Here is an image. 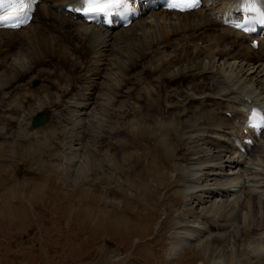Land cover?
<instances>
[{"label":"rangeland","instance_id":"rangeland-1","mask_svg":"<svg viewBox=\"0 0 264 264\" xmlns=\"http://www.w3.org/2000/svg\"><path fill=\"white\" fill-rule=\"evenodd\" d=\"M149 13L143 22L149 21ZM39 24L56 33L59 21ZM43 33L52 44H41L39 37L43 48L37 49L31 42L28 54L24 46L11 40L6 41L11 45L0 46V56L11 54L14 63L10 68L0 66V100L11 106L19 102L13 110L6 111L7 105L0 109V264H249L252 257H260L264 242L261 245L256 238L262 235L264 207L261 211L254 208L252 213L247 207H238L239 193L223 204L236 211L230 214L235 215L231 221L226 220L227 226L221 225L226 230L213 227L197 239L186 238L190 244L185 250L176 258L168 254L170 246L179 243L173 232L189 223L200 207L219 202L207 199L196 205L183 192L182 155L190 145H179L176 133L186 117L183 107L190 102L173 98L172 87L162 88V76L173 72L164 69V63L169 62L165 55L163 59L142 57L132 72L126 71V83L130 84L120 88H129L128 94L116 102L113 93L120 90L117 83L125 71L112 68L107 80L93 78L101 83L89 107L96 118L88 127L75 131L76 140H68L71 129L75 130L71 124L60 130L62 118L51 117L45 126L31 127L37 112L63 108L56 105L63 90L81 88L73 58L51 51L57 47ZM126 41L131 44L130 39ZM135 44L120 49L125 52L122 65L132 58ZM80 55L85 60L86 52ZM158 65L163 71H155ZM15 70L20 72L14 74ZM34 80H38L36 86H32ZM112 107L119 110L118 119L101 123ZM97 134L104 137L99 140ZM70 140H74L76 151L64 148ZM69 157L75 158L69 163L72 167L62 168ZM83 157L93 159L88 167ZM260 163L264 165V159ZM186 202L194 203L193 212ZM212 211L219 218L229 214L225 209ZM250 214L257 216L252 219L254 225L251 220L252 227H247L244 218ZM204 224L208 223L199 221V225ZM261 239L264 241L263 236Z\"/></svg>","mask_w":264,"mask_h":264},{"label":"bare ground","instance_id":"bare-ground-1","mask_svg":"<svg viewBox=\"0 0 264 264\" xmlns=\"http://www.w3.org/2000/svg\"><path fill=\"white\" fill-rule=\"evenodd\" d=\"M40 3L42 4H37V9L28 26L18 31L0 30V46L11 45L6 42L11 40L13 44L18 43L20 47L24 46L28 50L26 52L28 54L31 42L38 47L37 49L43 48L37 39L42 37L45 32V36L51 37L57 47L51 51L59 50L65 58L67 56L73 58L81 88L62 91V97L56 105L63 108L58 112H54L51 107L45 110L48 111L49 117L62 118L59 122L60 130L61 128L64 130L67 124H71L75 128V130L71 129L68 140L75 139V131L88 127L91 120L96 118L89 107L98 96L97 91L100 90L101 83L99 85L93 78L107 80L110 77L109 75L107 77V74L112 68L129 72L138 65L139 59L144 56L165 55V58L168 57L169 62L165 61L164 69H172L173 72L171 75H161L166 84L162 82V88L172 87L170 94L173 98L176 100L186 98L190 102L189 105L183 107L186 117L176 133L179 145H190V148L183 149L184 154L182 155L185 159L183 192L186 197L193 199L196 205H203L209 201L207 199L219 202V205L215 202L200 207L198 212L190 216L189 223L182 225L180 231L173 232V235L179 239V243L178 246H170L168 254L171 257H177L179 252L189 246L190 242H187L186 238L197 239L201 232L206 231L207 233L214 228L227 229L222 226H227L226 220L231 221L234 218L235 215H230L232 212L236 213L228 205L224 208L223 204L229 197L239 193L238 207H247L250 213L254 208H257L258 211L262 210L264 207V165L260 161L264 159V130L257 138L254 130L245 124L248 107L261 109L264 116V39L257 38L259 40L258 47L254 49L250 46L252 36L243 34L226 23L236 4H238V11L243 9V0H204L200 9L184 13L164 10L151 12L148 22L145 20L143 22L138 17L131 25L122 28L120 33H114L112 29H104L103 32L100 31L101 28L89 26L83 22L77 24L74 20L77 18L75 14L77 12L74 9L78 6V0H40ZM65 12H68L69 16H64ZM41 17H44L45 20H59L56 33L48 32L46 27L39 24ZM145 18L147 19V17ZM34 22L36 24L33 26ZM22 32L23 34L20 35ZM128 32L131 33L130 36H124V33L128 34ZM6 35H8V39L5 38ZM3 38L5 39L3 40ZM136 38H139L140 41L137 42ZM39 39H41V44H52L45 37ZM129 39L130 45L126 41ZM134 41L137 44V49L133 50L132 58L122 65L125 52H121L120 49L131 47ZM72 45L83 49L76 50ZM166 47L169 48L167 52ZM83 51L86 52L85 60H82L80 55ZM129 51L131 52V50ZM173 52L174 55H172ZM79 59L81 60L79 61ZM185 63L187 66L183 67ZM13 64L12 55L3 52L0 56V66L10 68ZM160 65L156 66V69L154 68L156 72L163 71L160 69ZM15 66L17 65L15 64ZM177 66L181 67V70ZM149 70H152L151 67ZM126 71L123 72L120 83H117V88L120 90L113 93L115 96H112L113 102L118 101L119 96L126 97L128 94L129 88L127 90L120 88V86L130 84V82L126 83L128 78ZM19 72L20 70H15L14 74ZM130 80L132 81V78ZM10 84L5 86L6 89ZM173 87L175 89L172 91ZM18 104L19 102L16 103V106ZM168 104H165L167 108L170 106ZM6 105L0 100V109L2 106H6V111H10L16 107L8 103ZM107 112L108 114L101 123H107L110 119H118L119 110L115 107ZM15 116L20 121L17 113ZM9 118L14 120L13 116ZM19 121L14 122L19 124ZM244 130H247V133H243ZM96 136H99L96 137L99 140L104 137L102 134ZM252 136L255 138L254 143L247 145L244 142L245 139H252ZM73 141L66 142L67 145L64 148L67 151L75 150L72 148ZM240 146H244L246 152H240ZM58 153L60 154V152ZM71 159L72 157L67 158L62 168L72 167L69 163L75 158ZM92 160L88 157L85 160L83 157V161L87 164L86 167ZM74 168L71 170L76 171ZM81 176H83V172ZM189 203L186 202V205ZM193 204L188 206V210L191 212H193ZM221 205L223 208H220ZM214 208L225 209L229 214L224 213L219 218L214 216L215 212L212 211ZM255 216L257 215L250 214L248 218H244L247 227H252L251 220ZM199 221L201 224L204 222L208 224L199 225ZM183 227H187V229H183ZM238 230L241 231V226L238 227ZM261 233L262 235L256 239H260L257 243L262 245L264 241L261 237H264V227ZM251 257L250 255L249 258ZM263 263L264 249H262L260 257L254 259L252 257L249 264Z\"/></svg>","mask_w":264,"mask_h":264},{"label":"snow or ice","instance_id":"snow-or-ice-1","mask_svg":"<svg viewBox=\"0 0 264 264\" xmlns=\"http://www.w3.org/2000/svg\"><path fill=\"white\" fill-rule=\"evenodd\" d=\"M36 0H0V28L18 29L22 25L29 22V11L31 5ZM128 0H78V6L75 11L91 17L93 14H110L116 10L126 9ZM199 4V0H168L167 7L169 10L180 12L190 11L195 9ZM260 0H243L242 6L245 11L256 14L259 23H264V9L259 7ZM237 28L242 26L237 24ZM250 29L245 28V31ZM257 113L253 112V116ZM253 127H264V118H261L259 125Z\"/></svg>","mask_w":264,"mask_h":264},{"label":"water","instance_id":"water-1","mask_svg":"<svg viewBox=\"0 0 264 264\" xmlns=\"http://www.w3.org/2000/svg\"><path fill=\"white\" fill-rule=\"evenodd\" d=\"M37 83H38V81H34L33 86L37 85ZM48 119H49V113L48 112H39L33 117L32 122H31V126L33 128H35V127L44 125V124H46Z\"/></svg>","mask_w":264,"mask_h":264}]
</instances>
